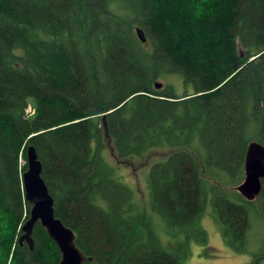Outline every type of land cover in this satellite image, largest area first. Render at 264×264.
<instances>
[{"label": "trees", "instance_id": "obj_1", "mask_svg": "<svg viewBox=\"0 0 264 264\" xmlns=\"http://www.w3.org/2000/svg\"><path fill=\"white\" fill-rule=\"evenodd\" d=\"M253 140L264 145V0H0V264L60 260L39 222L32 249L18 242L30 144L82 264H184L207 244L208 204L246 253L264 179L253 200L234 187ZM107 149L125 164L161 152L145 205ZM252 257L264 264V243Z\"/></svg>", "mask_w": 264, "mask_h": 264}, {"label": "water", "instance_id": "obj_2", "mask_svg": "<svg viewBox=\"0 0 264 264\" xmlns=\"http://www.w3.org/2000/svg\"><path fill=\"white\" fill-rule=\"evenodd\" d=\"M136 33L141 42L146 41L144 32L140 27L136 28ZM161 86V82H155L156 88ZM105 118L106 114H103L104 127H106ZM41 170L42 166L36 150L30 144L26 147V169L22 173L24 197L29 203L30 209L29 217L21 226L22 233L18 242L21 244L26 241L32 249L33 228L39 222L60 251L61 256L57 264H82L87 258L76 246L74 232L55 216L53 198L41 176ZM262 179H264V145L253 140L246 149L243 179L234 188L245 199L253 200L261 191ZM90 258L88 257V259Z\"/></svg>", "mask_w": 264, "mask_h": 264}, {"label": "rangeland", "instance_id": "obj_3", "mask_svg": "<svg viewBox=\"0 0 264 264\" xmlns=\"http://www.w3.org/2000/svg\"><path fill=\"white\" fill-rule=\"evenodd\" d=\"M177 86H180L179 82H177ZM156 152L157 154L161 153L160 151ZM157 154H150L147 160L131 159L126 164L117 162L109 149L106 150L104 157L107 156L106 160L110 164L119 165L122 181L132 189L135 199L145 205L148 197L147 173L151 162L158 158ZM156 220L158 221V219ZM201 224L208 235L207 244L192 243L190 245V255L184 261V264H248L253 260L252 253L263 248L264 221L256 219V216L254 226L248 234V252L246 253H237L224 243L218 224L210 215L209 204L205 209ZM162 230V224H158L157 231L161 232Z\"/></svg>", "mask_w": 264, "mask_h": 264}, {"label": "built area", "instance_id": "obj_4", "mask_svg": "<svg viewBox=\"0 0 264 264\" xmlns=\"http://www.w3.org/2000/svg\"><path fill=\"white\" fill-rule=\"evenodd\" d=\"M27 112H29V113H33V109L29 106V107L27 108Z\"/></svg>", "mask_w": 264, "mask_h": 264}]
</instances>
